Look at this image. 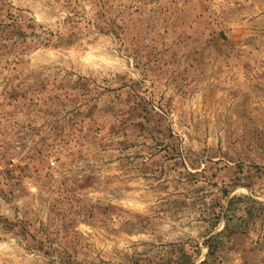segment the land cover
Listing matches in <instances>:
<instances>
[{
	"label": "rangeland",
	"instance_id": "374dc122",
	"mask_svg": "<svg viewBox=\"0 0 264 264\" xmlns=\"http://www.w3.org/2000/svg\"><path fill=\"white\" fill-rule=\"evenodd\" d=\"M0 264H264V0H0Z\"/></svg>",
	"mask_w": 264,
	"mask_h": 264
}]
</instances>
